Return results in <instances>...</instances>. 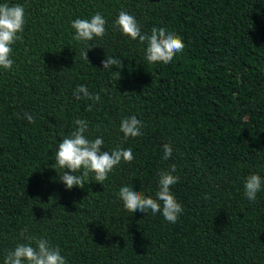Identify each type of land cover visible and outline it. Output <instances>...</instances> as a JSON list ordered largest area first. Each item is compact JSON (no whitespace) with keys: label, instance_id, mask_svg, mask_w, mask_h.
<instances>
[{"label":"trees","instance_id":"16d2710c","mask_svg":"<svg viewBox=\"0 0 264 264\" xmlns=\"http://www.w3.org/2000/svg\"><path fill=\"white\" fill-rule=\"evenodd\" d=\"M4 3L24 7L25 25L12 68H0V264L40 238L66 264H264V184L255 201L244 190L249 175L264 180V0ZM121 11L142 34L178 35L183 51L148 62V42L116 24ZM96 13L106 34L76 41L72 22ZM107 58L116 63L105 70ZM80 85L100 100L74 95ZM132 116L141 135L125 137L121 122ZM78 119L88 122L86 138L103 139L102 152L131 148L134 159L102 184L90 173L83 188L68 189L60 175L71 171L55 154ZM173 165L176 223L125 209L122 186L155 198Z\"/></svg>","mask_w":264,"mask_h":264},{"label":"clouds","instance_id":"9594fccd","mask_svg":"<svg viewBox=\"0 0 264 264\" xmlns=\"http://www.w3.org/2000/svg\"><path fill=\"white\" fill-rule=\"evenodd\" d=\"M105 24L106 20L100 13H96L90 19L77 18L71 24L75 30L73 38L76 41L85 42L92 41L94 38H102L106 34ZM116 24L122 33L132 40L139 39L141 42H148L146 59L150 63L168 64L185 47L178 35L162 27L154 28L151 35L142 34L136 18L124 11L119 13ZM24 25L25 9L22 5L0 4V68L6 70L12 68L13 60L10 58L13 51L12 45L22 39L19 33L23 32ZM90 47L92 46H88L81 53L85 60H88L87 52ZM115 63L114 59L107 58L102 61V66L107 70ZM75 94H83V97L93 101L100 100L98 94H90L87 87L83 85L77 87ZM89 110H91V106H89ZM24 118L29 123L35 122V118L30 114H26ZM75 123L78 126L77 130L73 131L71 135L65 136L62 142L58 143V150L55 154L57 165L71 171V174L64 171L60 175L61 181L68 189L74 186L83 188L90 173H94L95 180L102 184L122 160L131 162L134 159L131 148L102 152L101 148L104 143L102 138L90 140L85 136L88 122L78 119ZM141 128V122L132 116L122 120L120 130L125 137H137L141 135ZM163 148V158L168 159L172 155V147L170 144H165ZM81 170H83L82 174L77 175L76 173ZM175 170V165H173L169 172L160 174L159 190L156 192L155 198L145 195L141 190L137 191L129 186H122L118 195L123 201L125 209L130 213L139 211L145 214L151 210L153 214L161 213L166 221L176 223L183 209L171 192V186L179 180L178 176L172 174ZM262 184H264V180L260 175H249L244 185L246 197L255 201ZM29 239L31 241L32 238ZM4 264H66V260L58 248H53L46 239L40 238L35 240V247L31 242L17 245L14 250L9 251Z\"/></svg>","mask_w":264,"mask_h":264}]
</instances>
